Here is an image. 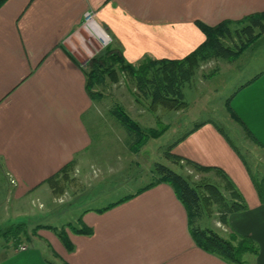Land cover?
I'll list each match as a JSON object with an SVG mask.
<instances>
[{
  "label": "crops",
  "instance_id": "obj_1",
  "mask_svg": "<svg viewBox=\"0 0 264 264\" xmlns=\"http://www.w3.org/2000/svg\"><path fill=\"white\" fill-rule=\"evenodd\" d=\"M87 12L111 35V49L135 65L188 56L206 41L198 23L262 14L264 0H8L0 7V200L13 198L17 216L33 201L42 205L37 238H2L0 264H232L198 246L175 188L140 174V151H109L113 133L98 129L104 117L88 89L90 61L75 43ZM250 74L230 107L255 140L246 137L264 149V70ZM174 153L203 167L242 164L212 126ZM114 156L120 165H111ZM116 170L123 176L112 179ZM244 182L247 210L221 224L225 236L256 243L248 264H264V192L260 198ZM7 217L8 208L0 210L3 229ZM50 227L65 228L72 248Z\"/></svg>",
  "mask_w": 264,
  "mask_h": 264
},
{
  "label": "rangeland",
  "instance_id": "obj_2",
  "mask_svg": "<svg viewBox=\"0 0 264 264\" xmlns=\"http://www.w3.org/2000/svg\"><path fill=\"white\" fill-rule=\"evenodd\" d=\"M109 36L111 42L107 47H102L97 39L92 37L85 29H82V37L75 42L76 47L80 51L82 60L91 61L92 57H95L100 52L104 51V49L111 47L112 37L111 35ZM89 50H91V52ZM144 60L145 59H142L134 66L139 67ZM258 69L264 70V33H261L258 38L244 50L242 56L237 61L213 60L203 63L197 70L191 84L185 88L188 108L183 111H171L163 106H152L149 101H145L139 96L132 79L120 73L119 82H110L109 79H106L105 89L102 87L98 88L103 97L102 101L99 102L98 110L104 117L98 122V129L102 127V129H107L113 133L112 137L109 139L110 152L120 149V152L128 154V149L134 152L130 149V144L134 138L132 134L127 131L128 129L121 124L118 117L112 113L117 106L124 109L126 114L145 131L149 129H161L163 126L168 125L170 129L163 137L157 140L151 139L139 150L141 153L139 154V159L142 163L140 174L145 177L148 176L151 172L153 173L155 164L160 163L170 166L184 175L192 174L191 177L194 178V181H201L204 179L223 189H225L226 184L230 182L243 198L245 196V189L243 187L245 185L244 181L247 179V181L250 180L251 186L257 191L261 198V192L264 189V149L255 144L250 138L246 137L247 133L244 132L243 128L236 122L230 109L231 99L237 89L247 80L251 72H255ZM201 124L202 126L198 129L205 126H212L222 135L241 161L242 164H240V167L246 169L245 173L244 169L242 170L240 167L233 165L222 166V168H218V170H213L203 175L196 173L194 170L189 173V168H185L187 162L182 161L181 165L183 168H179L175 165L173 160L167 157L169 153L168 148L173 142L181 137H185L187 134V137H189L195 132L196 126ZM127 146H129L128 149ZM109 156L112 157L113 155L110 154ZM120 157L122 156L120 155ZM125 158L127 159V157ZM117 162L120 165L116 157L111 161V165L114 164V166H118L116 164ZM113 169L115 170L116 168L113 167ZM111 176L112 179H119L123 174L119 170L117 173L116 170ZM136 185L137 183L132 187L125 186L124 190L127 191L129 188L134 189ZM225 194L228 198L230 197L228 192ZM4 203L2 205L0 200V210L8 208L9 218L7 217L5 220V222H7L10 219L8 228H13L25 222L27 225V235L23 236L25 241L30 238H37L42 228H40L41 226H36V220H38L36 218L38 212L36 209L38 205L39 207L42 205L33 201L31 202L32 205L28 208L27 214L17 216L14 211V205L17 203L14 204V199L8 198V205ZM245 204H248L246 199ZM32 211H34V213ZM29 214L32 215L28 218L27 216ZM219 218L220 216L216 213L210 216V218L203 216L196 220L197 225L203 228H211L213 231L220 234L224 233L223 235H225L227 232L224 230L225 228L222 227L221 222H219ZM66 219L67 218L63 220ZM74 227H76V225H74ZM65 228L67 229L69 226H65ZM65 228L50 227L48 231L54 233L58 238L63 239V237L67 235V230H65ZM13 239L14 238L8 239V243ZM4 241L5 239H1L0 244L4 243Z\"/></svg>",
  "mask_w": 264,
  "mask_h": 264
},
{
  "label": "trees",
  "instance_id": "obj_3",
  "mask_svg": "<svg viewBox=\"0 0 264 264\" xmlns=\"http://www.w3.org/2000/svg\"><path fill=\"white\" fill-rule=\"evenodd\" d=\"M7 1L0 0V7ZM198 24L206 36V41L194 52L181 59L153 60L146 58L139 67H135L123 57L121 52L113 51L111 47L93 57L88 64L89 69L86 71V75L88 89L94 100L98 103L101 102L103 97L98 88L105 89L106 79H109L110 82H119L121 73L132 79L139 96L143 100L149 101L152 106H163L171 111L186 110L188 103L185 88L191 84L201 65L213 60L236 61L244 50L261 33H264V13L248 16L241 21H226L215 27L202 23ZM112 113L132 134L134 139L130 146L134 152L139 151L151 139H160L170 129L167 125L161 129L145 131L120 106H117ZM231 113L234 119L243 125L241 119L232 109ZM201 126L202 124L196 126L194 131ZM245 130L249 137L255 140L246 128ZM187 135L173 142L168 148L167 157L173 160L179 168H183L181 164L184 159L173 151ZM186 162L187 166L194 168L198 173L218 170L216 167H203L190 160ZM153 174L156 177L154 184L166 182L175 188L180 200L188 209L192 235L198 246L232 264H248L246 257L257 255L258 247L252 239L237 235L227 237L211 228H203L197 225V218L203 216L210 218L216 213L220 216L219 221L227 224L231 214L247 210L248 206L245 204L243 196L230 182L223 189L204 179L194 181L192 175H184L160 163L155 164ZM226 192L229 193V198L225 194ZM263 192L264 189L261 192V197H263ZM26 231V223L8 229L0 227V239L14 238L15 241L21 243L22 237L27 235ZM62 240L65 241L68 249L72 248L67 235Z\"/></svg>",
  "mask_w": 264,
  "mask_h": 264
},
{
  "label": "built area",
  "instance_id": "obj_4",
  "mask_svg": "<svg viewBox=\"0 0 264 264\" xmlns=\"http://www.w3.org/2000/svg\"><path fill=\"white\" fill-rule=\"evenodd\" d=\"M83 26V29H85L92 37L97 39L101 43L102 47H107L111 42V38L108 33H106L104 29L96 23L94 13L87 12L85 14V22ZM26 249V247L21 248V250Z\"/></svg>",
  "mask_w": 264,
  "mask_h": 264
}]
</instances>
